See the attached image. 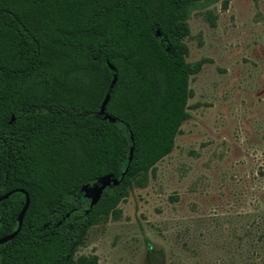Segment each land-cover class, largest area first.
<instances>
[{"label":"trees","instance_id":"trees-1","mask_svg":"<svg viewBox=\"0 0 264 264\" xmlns=\"http://www.w3.org/2000/svg\"><path fill=\"white\" fill-rule=\"evenodd\" d=\"M215 1L0 0V195L30 203L0 264H97L76 248L172 150L189 117L188 19ZM107 174L119 182L90 207L81 186ZM24 200H0V237Z\"/></svg>","mask_w":264,"mask_h":264},{"label":"rangeland","instance_id":"rangeland-1","mask_svg":"<svg viewBox=\"0 0 264 264\" xmlns=\"http://www.w3.org/2000/svg\"><path fill=\"white\" fill-rule=\"evenodd\" d=\"M222 1L188 19L189 117L172 150L118 217L90 226L76 259L264 264V0Z\"/></svg>","mask_w":264,"mask_h":264},{"label":"water","instance_id":"water-1","mask_svg":"<svg viewBox=\"0 0 264 264\" xmlns=\"http://www.w3.org/2000/svg\"><path fill=\"white\" fill-rule=\"evenodd\" d=\"M109 67L113 68V66H111L110 64H109ZM115 80H116V76L114 75L113 79H112V81H111V83L109 85V88H108V90H107V92H106V94L104 96V99L101 102L100 109H99V113L100 114L104 113L105 105H106V103L108 101V98H109V91L113 87V84L115 83ZM104 118L108 119L110 121H114V119L111 118L107 114H104ZM130 154H131V150H130ZM129 159H131V158L129 157ZM123 175H124V173H122L120 178H122ZM118 182H119V179H116V178L112 177L111 175L107 174V175H104V176L100 177L99 179H97L93 183H87V184L82 185L80 190L83 192V195L90 200V203L88 205L91 207L100 198L102 190L106 186H109L111 184L112 185H116ZM13 191H19V192H21V193H23L25 195V200H24L25 204H23V206L21 207V209H20V211H19V213L17 215V227L11 233L0 237V244L12 239L17 234V232L19 231V229L21 227L24 213H25V211H26V209L28 207V204H30L29 203V196H28L27 192L24 191L21 188L12 189V190L7 191L3 195H0V200L7 198L8 195L10 193H12ZM67 216H68V214H67Z\"/></svg>","mask_w":264,"mask_h":264}]
</instances>
